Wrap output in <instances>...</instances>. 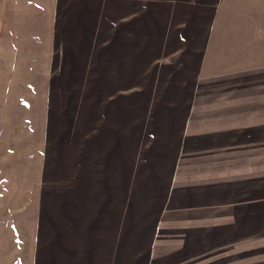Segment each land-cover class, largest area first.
I'll return each mask as SVG.
<instances>
[{
  "label": "crops",
  "instance_id": "1",
  "mask_svg": "<svg viewBox=\"0 0 264 264\" xmlns=\"http://www.w3.org/2000/svg\"><path fill=\"white\" fill-rule=\"evenodd\" d=\"M49 28L31 264H264V1L51 0Z\"/></svg>",
  "mask_w": 264,
  "mask_h": 264
},
{
  "label": "rangeland",
  "instance_id": "2",
  "mask_svg": "<svg viewBox=\"0 0 264 264\" xmlns=\"http://www.w3.org/2000/svg\"><path fill=\"white\" fill-rule=\"evenodd\" d=\"M50 9L51 0H0V264H31ZM195 159L179 158L186 164L181 181L193 180ZM154 176L148 182L158 188L147 182L146 192L156 198Z\"/></svg>",
  "mask_w": 264,
  "mask_h": 264
},
{
  "label": "built area",
  "instance_id": "3",
  "mask_svg": "<svg viewBox=\"0 0 264 264\" xmlns=\"http://www.w3.org/2000/svg\"><path fill=\"white\" fill-rule=\"evenodd\" d=\"M261 1H264V0H261Z\"/></svg>",
  "mask_w": 264,
  "mask_h": 264
}]
</instances>
